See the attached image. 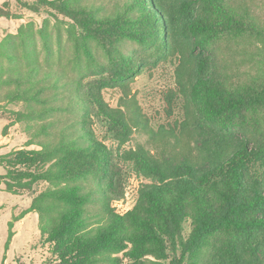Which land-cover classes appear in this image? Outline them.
I'll return each mask as SVG.
<instances>
[{
	"label": "trees",
	"instance_id": "trees-1",
	"mask_svg": "<svg viewBox=\"0 0 264 264\" xmlns=\"http://www.w3.org/2000/svg\"><path fill=\"white\" fill-rule=\"evenodd\" d=\"M7 7H0V17L11 16ZM46 7L70 19L85 46L95 40L118 55L105 73L88 79L39 64L0 76V87L13 85L6 97L49 118L34 133L45 136L42 150L9 159L8 168L36 170L8 171L5 178L10 190L40 181L55 185L48 196L61 206L46 207L51 217L40 231L57 263L264 264V130L253 133L250 124L264 114V22L255 0H123L106 17L59 0H33L29 9ZM126 37L142 55L121 50ZM176 55L181 128L197 144L177 137L166 143L172 156L166 145L160 149L169 156L125 148L134 131L150 136L126 87L146 61L155 66ZM245 63H256L255 75L239 72ZM118 87L124 98L115 109L103 92ZM237 129L242 138L235 137ZM193 150L199 158L190 157ZM130 176L147 183L133 208L119 215L110 205L123 197ZM94 204L96 213L88 214Z\"/></svg>",
	"mask_w": 264,
	"mask_h": 264
},
{
	"label": "rangeland",
	"instance_id": "rangeland-1",
	"mask_svg": "<svg viewBox=\"0 0 264 264\" xmlns=\"http://www.w3.org/2000/svg\"><path fill=\"white\" fill-rule=\"evenodd\" d=\"M122 1L59 0L60 3L69 2L70 5L78 3L99 17L111 15L116 4L120 5ZM32 2L33 0H0V7L7 4V10L11 14L9 18L0 17V76L16 74L31 64H39L42 68L63 70L77 79H88L90 74L105 73L112 60L117 59L118 55L113 48L107 47L104 50L95 40H90L85 46L77 26L58 11L48 7L31 11L29 6ZM255 3L258 5L256 14L264 22V0H255ZM121 45V50L126 54H143L139 44L130 37H126ZM11 55L15 58H11ZM229 57L230 53L227 54V59ZM232 58L230 63L236 67L239 57L233 53ZM146 62L147 67L143 73L137 75L126 88L127 100L140 112L150 136L141 130L134 131L125 148L143 147L156 153L162 150L161 146L166 145L172 156L174 152L166 143L174 144L177 137L184 139L186 145L190 144L191 147L198 142L181 128L184 109L182 101L176 96V72L182 65L181 57L173 56L171 60L155 66L148 65L150 61ZM260 67L264 69V63ZM256 70V63H245L243 67H239V72L249 71L251 76L256 74ZM245 77L243 75L242 79ZM8 90H13V85L0 87V264H58L52 247L44 242L40 231L41 223L51 217L50 213L45 212L46 207L58 201L48 196L50 191L55 190V185L40 181L29 190L26 187L10 190L7 188L9 179L5 178L8 171L30 173L36 170L35 167L23 165L8 168L9 159L18 152L42 150L45 136H35L34 133L49 118L45 115L41 118L33 116L29 109L34 107L29 108L23 101L6 97ZM122 90L123 88L118 87L103 92L104 100L111 108H121V98H124ZM39 107L40 105L36 106ZM257 117L259 124L250 123L253 133H258L261 126L264 130V114L258 113ZM233 132L235 137H243L240 129ZM106 144L110 145L108 142ZM161 152L169 156L168 150ZM197 155V150H193L190 157L199 158ZM146 183L141 178L130 176L123 197L111 202L112 210L119 215L131 210L139 189ZM55 204L61 206V201ZM69 206L74 205L69 203ZM58 209L52 214L53 217L58 216ZM96 210L97 205L94 204L90 206L88 214H94ZM189 232L190 225L187 224L184 235L187 236Z\"/></svg>",
	"mask_w": 264,
	"mask_h": 264
}]
</instances>
